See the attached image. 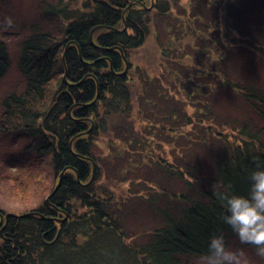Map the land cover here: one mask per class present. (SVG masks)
<instances>
[{"label": "trees", "instance_id": "16d2710c", "mask_svg": "<svg viewBox=\"0 0 264 264\" xmlns=\"http://www.w3.org/2000/svg\"><path fill=\"white\" fill-rule=\"evenodd\" d=\"M185 1L47 4L61 39L40 31L22 41L25 89L1 102L0 127L29 135L64 179L30 212L0 209V264H188L213 235L238 239L221 220L222 194L246 195L264 161V24L244 39L246 74L242 63L233 73L226 51L242 42L221 23L241 0ZM10 65L0 39V82ZM140 203L162 220L133 244L123 221Z\"/></svg>", "mask_w": 264, "mask_h": 264}, {"label": "rangeland", "instance_id": "374dc122", "mask_svg": "<svg viewBox=\"0 0 264 264\" xmlns=\"http://www.w3.org/2000/svg\"><path fill=\"white\" fill-rule=\"evenodd\" d=\"M57 1L0 0V39L7 43L11 62L8 74L0 82V118L3 113L1 102L10 93H21L25 89V79L19 71L22 41L29 37L30 34L35 32L40 33V31L50 34L55 40L61 39L62 24L56 20L47 19L45 16L47 4L49 2L56 3ZM65 1H72L74 6H77L76 4L81 6L84 0ZM181 1L186 2L185 0ZM237 8L239 9L238 14H236V9L232 15L229 14L221 23V31L227 29L229 23H232L237 29L234 28V30L239 32V34L237 32L232 34V37H240V41L242 42L241 45H237L233 49L226 51L230 54L226 68L235 73L236 70L232 69V65L238 68L241 65L240 63H242L244 74H246L248 70V64L245 66L246 58L253 53L250 52L249 54L248 51L250 41H244V39L247 35L256 36L260 34L258 25L264 24V0H248L243 2L241 0L239 3L237 2ZM203 31L206 30L203 29ZM221 31L219 30L215 33L219 34ZM208 34L212 36V31L211 33L208 32ZM187 41L190 42V38ZM148 45L149 47H155L151 42ZM254 52H257L256 48ZM157 53V50L154 52V49H152L148 61H154ZM135 56L133 55V61L137 64L139 58L134 60ZM144 67L150 69V67ZM203 80L205 83L208 82V78ZM262 81H264V78H262ZM203 89H208V86H205ZM32 141L33 139L23 131L12 130L4 132L0 127V209L5 210L7 213L22 215L30 212L38 205H41L42 202H45L44 200L50 194L55 184H57L58 179L54 176L52 168L46 161L42 162L41 159L36 158L33 149L28 148ZM106 141L107 137L102 136L98 142L97 155H100V165L103 166L107 163V154L111 146L110 144H106ZM117 143L119 150H122L124 145L120 142ZM128 189V186L123 185L121 191H118L117 188L116 191L120 194L127 192ZM149 211L147 207H144L140 203L139 206L134 207L132 214L128 213V217L123 221V230L127 233L126 237L133 244H146L149 240L148 237H150L149 232L152 229L154 230L158 222L161 224L162 219L159 220L157 217H154ZM5 217L7 218L8 216ZM1 242L0 238V245ZM230 247L234 250L242 249L249 264H264V258L257 256L255 251L241 244L239 239H233ZM188 264H203V260L197 261L191 259Z\"/></svg>", "mask_w": 264, "mask_h": 264}, {"label": "clouds", "instance_id": "9594fccd", "mask_svg": "<svg viewBox=\"0 0 264 264\" xmlns=\"http://www.w3.org/2000/svg\"><path fill=\"white\" fill-rule=\"evenodd\" d=\"M245 194H222L221 220L243 245L254 247L264 258V161H258ZM203 264H249L244 251L231 248L223 234L210 237Z\"/></svg>", "mask_w": 264, "mask_h": 264}, {"label": "water", "instance_id": "95a60500", "mask_svg": "<svg viewBox=\"0 0 264 264\" xmlns=\"http://www.w3.org/2000/svg\"><path fill=\"white\" fill-rule=\"evenodd\" d=\"M127 68H128V65H127ZM63 175H64V173H62V174L60 175V177H59L60 180H59V183L57 184V187H56L55 192L58 190L60 184L62 183V181H63V179H64V178H63ZM55 192H54V193H55Z\"/></svg>", "mask_w": 264, "mask_h": 264}]
</instances>
